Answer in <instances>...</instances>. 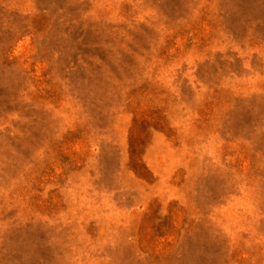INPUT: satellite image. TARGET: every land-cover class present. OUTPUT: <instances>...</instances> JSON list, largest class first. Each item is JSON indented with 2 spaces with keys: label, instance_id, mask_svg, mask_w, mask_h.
Instances as JSON below:
<instances>
[{
  "label": "rangeland",
  "instance_id": "374dc122",
  "mask_svg": "<svg viewBox=\"0 0 264 264\" xmlns=\"http://www.w3.org/2000/svg\"><path fill=\"white\" fill-rule=\"evenodd\" d=\"M0 264H264V0H0Z\"/></svg>",
  "mask_w": 264,
  "mask_h": 264
}]
</instances>
